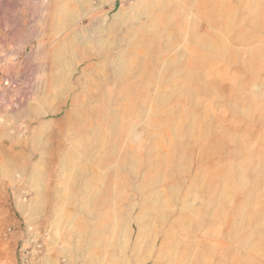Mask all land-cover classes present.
Wrapping results in <instances>:
<instances>
[{
  "label": "rangeland",
  "instance_id": "1",
  "mask_svg": "<svg viewBox=\"0 0 264 264\" xmlns=\"http://www.w3.org/2000/svg\"><path fill=\"white\" fill-rule=\"evenodd\" d=\"M138 263L264 264V0H0V264Z\"/></svg>",
  "mask_w": 264,
  "mask_h": 264
},
{
  "label": "bare ground",
  "instance_id": "2",
  "mask_svg": "<svg viewBox=\"0 0 264 264\" xmlns=\"http://www.w3.org/2000/svg\"><path fill=\"white\" fill-rule=\"evenodd\" d=\"M73 42H71V44L70 45H66L63 49H61L60 50V55L61 56H64L63 57V64H62V66H59L60 67V69H61V71H63V70H66L67 69V67H68V65L69 64H74V63H76L77 62V60H78V58H79V52H80V54H81V51H79L80 49H81V47H82V45H83V43H82V41H81V39L78 37V36H76L75 38H73V40H72ZM84 48V47H83ZM92 54V53H91ZM90 54V51H87L86 52V57L87 58H90L92 55ZM84 57V56H83ZM82 57V58H83ZM85 57V58H86ZM93 57V56H92ZM97 57H98V55H97ZM81 58V59H82ZM92 59V58H91ZM90 59V60H91ZM69 60V61H68ZM104 60H107V59H104ZM68 61V65L67 64H65V62H67ZM80 61H82V60H80ZM109 61V60H108ZM80 63V62H79ZM77 64V63H76ZM61 65V64H60ZM123 64H121L120 66H122ZM114 66V65H113ZM116 66V65H115ZM114 66V67H115ZM117 67V66H116ZM72 68V67H71ZM122 69V68H121ZM117 70V69H116ZM64 72V71H63ZM60 73V72H59ZM61 74V73H60ZM114 75H118V73H115V74H113V76ZM99 77H105V80H107V81H109L110 79H111V77H113L112 75H98ZM63 77H64V75H63ZM63 77H62V79H63ZM108 79H107V78ZM37 100H38V97H37ZM41 100V99H40ZM87 100H89V98L87 99ZM91 100H92V98H91ZM42 103H44V101L42 100ZM41 114V113H40ZM43 132V131H42ZM42 132H41V134H40V136H42ZM40 140V139H39ZM250 213V212H249ZM139 264V263H138Z\"/></svg>",
  "mask_w": 264,
  "mask_h": 264
}]
</instances>
